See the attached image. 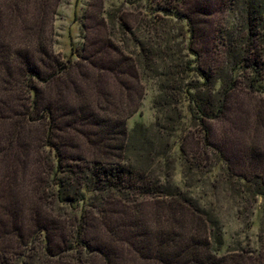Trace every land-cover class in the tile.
Wrapping results in <instances>:
<instances>
[{"label": "trees", "instance_id": "1", "mask_svg": "<svg viewBox=\"0 0 264 264\" xmlns=\"http://www.w3.org/2000/svg\"><path fill=\"white\" fill-rule=\"evenodd\" d=\"M98 1L64 57L57 2L0 0V264H264V238L228 248L192 190L209 162L233 178L212 123L235 92L264 95V0ZM145 82L155 122L129 130ZM247 163L256 201L264 144Z\"/></svg>", "mask_w": 264, "mask_h": 264}, {"label": "rangeland", "instance_id": "2", "mask_svg": "<svg viewBox=\"0 0 264 264\" xmlns=\"http://www.w3.org/2000/svg\"><path fill=\"white\" fill-rule=\"evenodd\" d=\"M54 1L58 4V11L52 22L53 48L57 54L66 57L72 51L80 52L83 47L84 25L89 24L85 23V15L89 11L90 0ZM103 1L109 11L118 8L132 10L130 5L124 4V0H100L99 7ZM134 6L143 13L142 3ZM101 12L98 8L95 14L101 15ZM145 88L139 112L128 120L129 130L138 124L149 127L155 122V87L145 82ZM262 98L264 95L235 92L225 118L212 123V142L226 154L233 178H229L227 163H219L212 169L209 162V175L200 178V182L192 189L194 198L206 210L214 211L220 217L226 246L230 249L245 247L248 239L254 241L257 236L264 238V198L253 201L248 194L243 193L246 188L240 181V176L249 168L247 160L251 144H264V129L259 128L256 120L260 105L264 103ZM191 184L194 186L195 183ZM257 247H260L259 244Z\"/></svg>", "mask_w": 264, "mask_h": 264}]
</instances>
